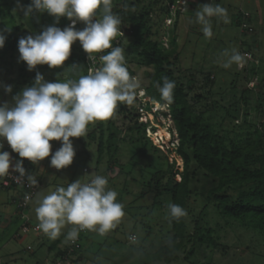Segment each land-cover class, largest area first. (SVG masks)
<instances>
[{"label":"rangeland","instance_id":"1","mask_svg":"<svg viewBox=\"0 0 264 264\" xmlns=\"http://www.w3.org/2000/svg\"><path fill=\"white\" fill-rule=\"evenodd\" d=\"M140 1L139 12L146 15L147 28L164 41L159 43L160 47L165 50L176 48L173 71L188 92L190 103L215 126L227 145L233 142L246 145L255 141L258 135L264 139V0H187V7L182 2L176 3L186 9L176 18L169 16L170 0ZM213 2L227 9L230 22L225 24L216 17L211 18L213 35L208 38L201 31V25L195 23V11ZM18 4L25 6L23 0H0V32L6 36L5 46L0 49V54L5 55L0 62V104L12 105L14 96L32 86L37 71L46 82H56L61 75L57 68L50 69L47 65L29 71L26 63L19 60L18 49L14 53L8 50V38L15 29L20 28L19 41L21 37L35 36L48 25L55 24V18L47 13L38 14L37 23H33L31 17H24ZM84 27L83 23L76 25L77 30ZM167 31L170 33L168 41ZM129 42L130 39L123 36L113 41V46L125 49V66L144 91V95H137L132 105L124 104L135 116L125 118V115L113 114L107 120L90 124L84 137L72 138L76 155L65 169L50 166L51 154L38 164L23 160L25 170L29 163L36 166V179L42 185L19 221L0 237V264H53L55 257L49 254V249L58 244L57 247L64 250L70 244L66 235L73 226L65 224L55 239L41 230L36 232L35 227L39 224L36 202L57 187L66 188L68 183L79 179L88 182L94 175L108 179L107 187L118 193L117 201L124 205L125 216L103 236L89 230L81 234L76 251L83 258L79 264H138L142 254L152 255L175 239L167 208L169 202L173 203L171 191L175 179L171 174V162L174 157L169 150L163 149V138L153 136L154 122L150 120V113L163 99L150 82L153 67L139 62L129 48ZM78 46L81 47L79 41L72 49L75 51ZM233 48L241 54L247 53L245 63L225 69L221 54ZM104 54L100 53V56ZM100 56L97 59L99 67L102 66ZM73 64L70 58L65 61L62 74ZM72 72L68 70L65 79H69ZM6 85L12 86L11 94L4 91ZM255 107H259V113H255ZM138 112L149 121L147 130L139 131L135 124ZM100 122L102 153L98 150L99 133L95 142L89 137ZM50 143L52 153L61 147L60 141ZM8 148L5 140L2 150ZM263 152L264 149L258 151ZM85 168L91 172L84 173ZM192 172V195L186 210L187 232L191 238L175 253L177 259L170 264H264V234L256 223L231 219L218 207V197L226 196L230 202H235L249 185L227 183L222 192L214 193L213 189L219 184L217 179L206 176L195 164ZM28 218L30 228L24 233L22 226ZM15 234L20 237L16 238ZM201 234L205 235L203 242L199 241ZM132 235L138 237L139 243L130 242Z\"/></svg>","mask_w":264,"mask_h":264},{"label":"clouds","instance_id":"2","mask_svg":"<svg viewBox=\"0 0 264 264\" xmlns=\"http://www.w3.org/2000/svg\"><path fill=\"white\" fill-rule=\"evenodd\" d=\"M182 3L187 7V0ZM18 7L24 17L47 13L55 18L56 24L62 17L70 21L63 29L48 26L40 34L19 39V60L26 63L29 71L40 65L50 69L62 67L77 41L89 60L95 58L93 54L106 52L100 56L101 67L89 70V74L79 75L77 79H60L68 70L82 69L83 66L77 64L65 69L56 82H46L37 71L32 86L14 96L12 105L0 104V177L10 175L11 168L20 178L26 176L32 185H37L35 176L26 173L24 159L38 164L51 154V167L67 168L76 155L72 138L84 137L90 124L107 120L118 104L132 105L137 95H144V91L125 66V49L113 46V41L123 33L121 18L112 11V0H31L29 5L18 4ZM213 17L225 24L230 22L227 9L214 2L195 11V23L201 25V31L208 38L213 35ZM78 22L85 25L82 30L76 29ZM5 42L6 36L0 32V49L4 48ZM221 55L222 67L227 69L233 64H244L247 53L241 54L233 48ZM156 87L161 98L171 104L175 82L165 76L162 86L158 82ZM12 90V86H4L6 93L11 94ZM5 140L21 158L14 167L10 153L2 150ZM51 141L61 142V147L54 153ZM107 185L105 176L94 175L88 182L79 179L68 183L66 188L60 186L41 196L35 208L38 228L55 239L65 224H70L73 227L66 235L69 241H75L83 230L105 235L125 216L124 205L117 201L118 193ZM167 208L173 219L187 215L178 204L169 202ZM129 240L139 243L135 235Z\"/></svg>","mask_w":264,"mask_h":264},{"label":"trees","instance_id":"3","mask_svg":"<svg viewBox=\"0 0 264 264\" xmlns=\"http://www.w3.org/2000/svg\"><path fill=\"white\" fill-rule=\"evenodd\" d=\"M170 1L171 3L175 2V0ZM30 2L31 0H23L25 6L29 5ZM140 2V0H112V11L120 16L122 21L120 30L123 33L115 40L118 41L123 36L128 37L130 39L129 48L133 50V54L137 56L139 62L145 66L153 67L154 73L150 78L152 86L156 87L158 82L162 86L163 77L165 76L175 82L176 87L172 103L169 104L163 100L157 103V107L150 113V120L154 122L153 136L162 137L163 149L169 150L174 157L171 162V174L175 179L171 191L173 203L187 210L192 195L191 184L194 177L192 166L195 164L205 172L206 176L218 180V187L212 191L214 193L222 192L227 183L238 186L249 185L246 191L239 194L235 202H230V199L226 196L218 197V207L224 216L231 219L243 223H256V226L264 234V152L258 153V151L264 149L263 136L258 135L255 141L246 145H241L238 142H233L230 146L227 145L226 140L216 130L215 126L208 123L204 114L190 103L188 92L178 81L173 71L176 48L165 50L160 47L157 34L152 33L147 28L146 15L139 12ZM37 17L38 14L32 17L35 24L37 23ZM60 19V23L48 26L54 25L62 29L70 24L66 17ZM19 30L20 28L15 29L8 38L10 42L8 50L10 52L14 53L18 49L17 34ZM93 55L95 58L89 60L88 54L80 46L75 51L71 49L69 58L74 64L83 66V69L79 72H72L69 78L77 79L79 75H87L89 70L99 68L97 59L100 53ZM3 56L5 55L0 54V62L3 60ZM56 71L62 75L61 67L57 68ZM60 79L65 80L64 75ZM126 106L118 104L113 114L125 115L127 116L125 118L134 117L133 111L127 110ZM259 110V107L254 108L255 113H259ZM137 118L135 124L138 126L139 131L147 130L150 125L149 121L144 119L139 112ZM141 118H143L142 123L140 122ZM255 132L257 133L258 130L255 129ZM98 133L101 137L98 150L102 153L104 143L102 141L101 122L98 128L90 132L91 141H96ZM110 139L108 142H110ZM13 186L15 185L13 184ZM18 209L22 215L24 210L21 207H18ZM170 223L175 239L160 247L152 255L142 254L137 261L138 264L160 262L170 264L177 259L175 253L183 249L185 242L191 236L187 232L186 216L179 220L171 218ZM210 232L208 231L209 234ZM204 240L205 235L201 234L199 241L203 242ZM68 250L67 245L58 257L66 256ZM79 255L77 256V262L83 259Z\"/></svg>","mask_w":264,"mask_h":264},{"label":"built area","instance_id":"4","mask_svg":"<svg viewBox=\"0 0 264 264\" xmlns=\"http://www.w3.org/2000/svg\"><path fill=\"white\" fill-rule=\"evenodd\" d=\"M178 2L180 3L182 2V0H175L174 3H171V2L168 3V13H169V16L172 18H176L178 14H181L186 11L185 8H180L178 7V5H176V3ZM165 37H166V40L168 41L170 38L169 31L165 32ZM160 43L162 44L164 43V41L161 40ZM161 48L164 49V47H161ZM10 173H11L10 175L4 176V178L11 181L16 186V188L21 191V193L15 200V204L18 207H21L23 210H25L29 207V205L34 200L42 184L40 181L37 180V185H32L28 181L27 177L20 178L18 174L12 171H10ZM84 173L89 174V169L85 168ZM28 223H30L29 218L27 219L26 224L22 226V231L24 233L29 231L30 226L28 225ZM35 231L40 232V229L38 228V226L35 227ZM84 232H87V230L81 231L78 235V238L75 241H70V244H68L69 250H68L67 255L64 257L56 258L53 264H79V262H77V256L79 254L76 251H77L78 243L80 241L81 234Z\"/></svg>","mask_w":264,"mask_h":264},{"label":"crops","instance_id":"5","mask_svg":"<svg viewBox=\"0 0 264 264\" xmlns=\"http://www.w3.org/2000/svg\"><path fill=\"white\" fill-rule=\"evenodd\" d=\"M6 151L10 153L12 165L14 167L16 161L20 160L21 158L18 156L17 153L13 152L11 148H8ZM28 167L29 168L25 170L26 173L33 175L36 178V166L29 163ZM10 171H12L11 168ZM19 194L20 190L13 186L11 181L5 179L4 177L0 178V237L9 232L10 229L17 223V221H19L21 217L20 211L17 205L15 204V200L19 196ZM15 237L18 238L20 236L15 234ZM57 246L49 249V254H53L55 257L54 259L58 258L57 256H59V253L61 252L60 248H58Z\"/></svg>","mask_w":264,"mask_h":264}]
</instances>
